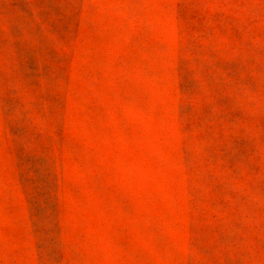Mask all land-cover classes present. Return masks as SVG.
Masks as SVG:
<instances>
[{
	"label": "rangeland",
	"instance_id": "obj_1",
	"mask_svg": "<svg viewBox=\"0 0 264 264\" xmlns=\"http://www.w3.org/2000/svg\"><path fill=\"white\" fill-rule=\"evenodd\" d=\"M0 264H264V0H0Z\"/></svg>",
	"mask_w": 264,
	"mask_h": 264
}]
</instances>
